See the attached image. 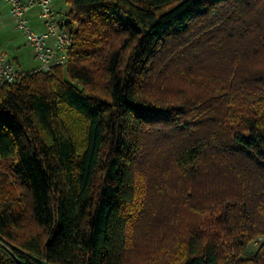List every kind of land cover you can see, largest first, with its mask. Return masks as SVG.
Instances as JSON below:
<instances>
[{"label": "trees", "instance_id": "16d2710c", "mask_svg": "<svg viewBox=\"0 0 264 264\" xmlns=\"http://www.w3.org/2000/svg\"><path fill=\"white\" fill-rule=\"evenodd\" d=\"M65 3L0 85V264H264V0Z\"/></svg>", "mask_w": 264, "mask_h": 264}, {"label": "built area", "instance_id": "2783aa9c", "mask_svg": "<svg viewBox=\"0 0 264 264\" xmlns=\"http://www.w3.org/2000/svg\"><path fill=\"white\" fill-rule=\"evenodd\" d=\"M9 12L15 26L23 33L27 44L33 48L39 65L30 71L49 70L54 65H64L68 60V51L73 38L66 28L67 18L57 13L51 5V0H7ZM38 5L44 30L32 29L25 17V12ZM17 68L5 54L0 52V85L17 82L27 72Z\"/></svg>", "mask_w": 264, "mask_h": 264}, {"label": "crops", "instance_id": "0c3cea01", "mask_svg": "<svg viewBox=\"0 0 264 264\" xmlns=\"http://www.w3.org/2000/svg\"><path fill=\"white\" fill-rule=\"evenodd\" d=\"M51 5L56 12L58 8L68 5L65 0H51ZM10 6L7 0H0V52L11 56L12 63L20 62L21 60V44L26 42L21 30H19L14 23L13 18L9 12ZM41 10L38 5L30 8L25 12V17L28 20L30 27L36 31L44 30V24L41 17ZM61 12H59L60 14ZM62 14V13H61ZM27 43V42H26Z\"/></svg>", "mask_w": 264, "mask_h": 264}, {"label": "rangeland", "instance_id": "374dc122", "mask_svg": "<svg viewBox=\"0 0 264 264\" xmlns=\"http://www.w3.org/2000/svg\"><path fill=\"white\" fill-rule=\"evenodd\" d=\"M57 11L61 12L62 15H67V13L69 12V7L64 5L63 7L58 8ZM59 12H57V13H59ZM20 48H21V60H20V62H18V63L14 62L13 64L17 68L22 69V70H26V71H30V70H33L34 68H36L39 65V63L35 57V53H34L33 48L30 47L26 42L22 43ZM7 57L9 60L11 59L10 55L9 56L7 55ZM11 61H13V60L11 59ZM261 240H262V238L259 237L257 240L252 241L248 246V251H254L257 248V246Z\"/></svg>", "mask_w": 264, "mask_h": 264}]
</instances>
